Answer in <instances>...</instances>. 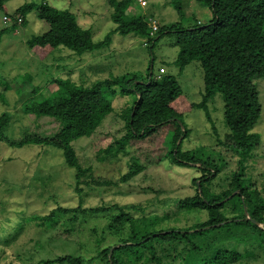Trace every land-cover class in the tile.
<instances>
[{
	"label": "trees",
	"instance_id": "16d2710c",
	"mask_svg": "<svg viewBox=\"0 0 264 264\" xmlns=\"http://www.w3.org/2000/svg\"><path fill=\"white\" fill-rule=\"evenodd\" d=\"M197 1L211 12L208 23L198 22L190 28H183L179 23L169 28L157 24L158 30L152 36L149 20L154 19L137 12L144 8L137 0H108L116 28L98 43L93 40L90 29L79 25L74 13L47 3L26 4L16 10L17 16L5 15L12 21L7 24L15 31L25 25L29 12H37L38 18L48 25V30L33 36L26 44L32 51L37 50L41 57L50 55L59 47L79 56L99 51L110 44L114 33L120 32L143 38L147 47L150 44L153 47L164 35H174L179 49L176 65L180 71L195 61L201 65L204 92L203 100L198 104L185 98L176 77L161 74L162 68L155 75L150 63L144 79L128 73L86 87L70 78H57L54 83L58 88L54 93L42 101L30 100L22 106L26 115L60 123V130L52 137L28 134L19 141H9L5 130L11 116L8 112L0 115V142L6 141L16 148L32 144L61 150L65 164L75 171L74 189L79 195L85 188L93 190L114 184L94 177L92 168L83 167L72 144L91 137L113 113L116 89L121 90L122 96L134 95L136 100L120 112L126 134L116 141V147L112 145L107 149L108 155L125 153L132 141L146 140L164 127L175 126V132L169 134L172 145L168 143L171 145L168 159L174 166L197 169L200 176L193 179L195 195L161 203L160 208L170 209V213L160 214L148 211V206L132 204L88 210L57 207L47 216H34V220L41 221L40 225L51 226L60 215L77 217L78 213L84 216L88 212L101 216L117 209L118 212L109 217L106 227L109 238L116 240L99 251L96 259L101 264H237L246 257L255 258L257 250L264 252V188H259L247 174L249 163L256 158L261 147V135L253 130L262 113L257 81L264 79V0ZM135 4L138 5L136 13L128 14ZM170 4L180 16H184L182 0H170ZM3 6V0H0V9ZM18 18H22L21 24H18ZM3 33L0 31V43ZM25 78L30 79V76ZM37 91L35 89V93ZM217 93L224 98L228 128V134L218 144L237 158L239 165L238 170L229 172L227 189L220 191L214 189L213 182L228 166L224 155L214 153L212 148L209 151L204 148L183 151L181 147L189 132L183 115L193 109H206V104ZM144 169L145 165L134 158L121 181L129 182ZM178 212L186 216L198 214L196 223L188 227L164 226ZM200 213L207 215L205 221H200ZM104 241V238H97L100 246ZM244 244L249 248L244 247L242 252L239 247ZM86 262L82 256L68 255L39 264Z\"/></svg>",
	"mask_w": 264,
	"mask_h": 264
},
{
	"label": "rangeland",
	"instance_id": "374dc122",
	"mask_svg": "<svg viewBox=\"0 0 264 264\" xmlns=\"http://www.w3.org/2000/svg\"><path fill=\"white\" fill-rule=\"evenodd\" d=\"M146 2L147 5L138 11V5H133L128 14L133 15L137 11L141 16L153 18L152 21L162 28L176 23L183 28H190L198 22L204 25L212 16L208 7L197 0H182L183 17L171 6L170 0ZM43 3L74 13L79 25L91 30L96 43L103 41L116 28L108 0H3L4 6L0 9V31L4 32L0 43V115L8 112L11 116L5 130L7 140L19 141L28 134L52 137L60 130L58 121L36 118L22 111L27 101H42L54 93L58 88L54 83L57 78H70L86 87L128 73L144 79L151 63L155 75L162 68L166 74L176 77L190 103L202 102L204 82L201 65L195 61L180 71L176 65L179 49L174 35H164L153 47L152 44L147 47L143 38L116 32L110 44L102 50L79 56L59 47L50 55L41 57L37 50L32 51L26 44L33 36L48 30V25L38 18L37 12H29L25 25L15 31L3 21V17L17 16L16 10L23 5ZM151 23L149 20V25ZM26 75L30 79H26ZM257 86L262 113L253 132L261 135V147L256 158L249 163L247 174L259 188H264V79L258 80ZM35 89L38 90L36 93ZM116 92L113 113L105 118L91 137L81 138L72 144L82 166L92 168L94 177L114 183L110 186L93 190L85 188L79 195L74 189L75 171L65 164L61 150L32 144L16 148L6 141L0 142V264H39L68 255L84 257L87 261L84 264H101L96 259L99 251L116 240L109 238L106 227L109 217L118 210L113 209L101 216L88 212L84 216L78 213L77 217L60 215L51 226H42L41 221L34 220V216H47L57 207L88 210L137 204L148 206V211L164 214L171 212L160 208L164 200L195 195L193 179L200 176L198 170L174 166L168 159L172 145L169 134L175 132L174 125L160 129L146 140L132 141L125 153L117 156L106 153L110 146L116 147V141L125 136V124L119 115L123 108L136 100L134 95L122 96L120 89ZM182 119L189 130L182 142V150L204 148L209 151L212 148L214 153L221 152L228 166L213 184L217 191L227 189L229 172L238 170L239 165L237 158L218 144L228 134L222 94L217 93L206 104V109H193ZM134 158L145 165V169L123 183L122 177L129 171ZM197 215L186 216L178 212L164 226L188 227L196 223ZM199 217L200 221H205L207 215L200 213ZM99 237L105 239L101 246L97 244ZM244 247L249 248L244 244L239 250L243 252ZM255 253V258L246 257L237 264H264V252L257 250Z\"/></svg>",
	"mask_w": 264,
	"mask_h": 264
},
{
	"label": "built area",
	"instance_id": "2783aa9c",
	"mask_svg": "<svg viewBox=\"0 0 264 264\" xmlns=\"http://www.w3.org/2000/svg\"><path fill=\"white\" fill-rule=\"evenodd\" d=\"M137 2H138V4H140V6H142V7H145V6L147 5L146 0H137ZM3 21H4L5 23L12 22L8 16H4V17H3ZM17 22H18V24H21V23H22V18H18V19H17ZM151 22H152V23H151L149 26H150V28H152L151 35L153 36L154 33L158 30V26H157V22H155V21H151ZM160 73L162 74V73H165V72H164V70L162 69V70H160Z\"/></svg>",
	"mask_w": 264,
	"mask_h": 264
},
{
	"label": "water",
	"instance_id": "95a60500",
	"mask_svg": "<svg viewBox=\"0 0 264 264\" xmlns=\"http://www.w3.org/2000/svg\"><path fill=\"white\" fill-rule=\"evenodd\" d=\"M118 247V246H117ZM114 249V248H113ZM113 249L111 250V252H110V255L113 253Z\"/></svg>",
	"mask_w": 264,
	"mask_h": 264
}]
</instances>
